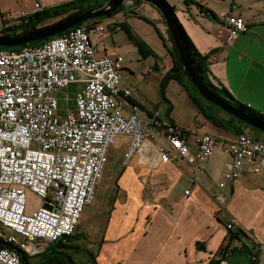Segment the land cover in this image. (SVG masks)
<instances>
[{
    "label": "built area",
    "instance_id": "2783aa9c",
    "mask_svg": "<svg viewBox=\"0 0 264 264\" xmlns=\"http://www.w3.org/2000/svg\"><path fill=\"white\" fill-rule=\"evenodd\" d=\"M34 9H42L37 1ZM27 15L3 13L0 8V37L5 28L19 25ZM221 22L227 40L247 29L238 15H226ZM106 35L104 24L88 20L36 46L0 48V264H21L20 253L7 245L31 257L46 244L73 235L82 210L94 200L117 137L127 138L124 166L140 151L150 152L153 143L156 164L181 158L197 168L213 154L215 139L209 134L197 135L191 152L166 118L157 113L138 117L140 105L130 100V90L119 88L122 58L96 53L91 37L101 41ZM71 84L80 88L72 107L65 99L68 105L59 117L55 94ZM155 137L164 138L167 148L156 144ZM223 150L230 160L219 189L245 171H264L263 141L239 134ZM27 191L43 200L30 214L26 213ZM225 227L234 230L231 222ZM226 250L225 245L220 256Z\"/></svg>",
    "mask_w": 264,
    "mask_h": 264
},
{
    "label": "crops",
    "instance_id": "0c3cea01",
    "mask_svg": "<svg viewBox=\"0 0 264 264\" xmlns=\"http://www.w3.org/2000/svg\"><path fill=\"white\" fill-rule=\"evenodd\" d=\"M30 1L29 5H20L19 14L35 12L34 1L45 8L71 0ZM165 1L175 8L176 17L195 48L208 55L211 83L224 88L236 103L264 114V0H251L249 3L222 0L229 4L224 10L207 3L205 7L216 18L194 4L187 7L183 0H179L177 5L172 0ZM193 2L202 4L201 0ZM3 7V0H0L1 12ZM122 10L124 19L118 18L120 13L97 19L106 26L108 35L101 41L91 37L96 53L112 58L120 56L124 62L117 49L111 45L108 47L105 41L108 38L112 40L118 32L114 26L126 24L153 53L146 59L140 56L136 59L138 64L152 63L147 74L140 76L154 78L159 86L173 65L160 37L166 35V25L159 12L146 3H133ZM230 14L241 16L247 23V29L227 40V28L221 20ZM160 48L164 52L157 50ZM156 53H162L163 59L160 60ZM122 62L119 64V88L130 90V100L140 105L138 117L146 119L157 113L178 130L186 131L189 134L182 138L191 152L196 149V135L207 133L215 139L214 150L207 162L197 168L181 158L166 164L153 163L154 143L150 152L140 151L129 165L121 163L122 171L114 182V203H106L107 209L114 211L111 223L102 235L97 232L95 253L87 251L95 263L88 256L80 264H251L252 255L256 257L254 262L260 264L259 247L263 242L259 241L250 224L260 223L261 233H264V220L261 221L264 216V171L260 174L245 171L241 178L225 181L219 189L225 163L230 160L223 148L235 139L234 135L216 130L206 121H196V125L185 130L171 112L166 117L167 105L160 100L159 87L156 100L148 99L131 79L135 76L133 63L122 65ZM122 76L126 78L123 82ZM161 104L163 106L160 107ZM126 144L127 138L117 137L109 154L113 147H117L118 154L122 156ZM187 190L190 193L184 196ZM229 222L234 224L230 247H242L244 253H235L220 260L223 256H220V251L230 237L225 227ZM250 235L256 239L254 243L257 246H251L253 239Z\"/></svg>",
    "mask_w": 264,
    "mask_h": 264
},
{
    "label": "rangeland",
    "instance_id": "374dc122",
    "mask_svg": "<svg viewBox=\"0 0 264 264\" xmlns=\"http://www.w3.org/2000/svg\"><path fill=\"white\" fill-rule=\"evenodd\" d=\"M172 1H174L176 5L177 3H180L179 0H172ZM221 1L222 0H201L202 5L204 6H206V4L208 3L210 6L216 5L220 10H224L228 8L229 4ZM240 1L242 3H247V2L249 3V1L251 0H240ZM230 2L231 0H229V3ZM3 3H4V7L2 8V12L4 13L11 12L14 15H18L20 12L19 11L20 5L21 4L29 5L31 4V1L3 0ZM122 11L118 12L120 14L115 13L113 15L118 14V18L124 19L125 14L122 13ZM112 40L108 38L105 42L107 43L108 47H110V45L112 47H115L117 49L116 52H118L123 57L124 62H122V65H126L130 62L133 63L132 66L135 76L131 79L134 82V84L138 86L137 89H139L148 99L156 100V95L159 87L157 80L155 81L154 78H147L140 76L141 74H147V71L150 68V64L152 63H148V64L144 62H140L139 64L136 63V59L139 57L138 52L136 48L133 47V44L130 42L125 32L118 30V32H116L115 35H113ZM157 50L163 51L161 48ZM156 54H157L156 56L160 58V60L163 59L164 55H162V53H156ZM123 80H126V78L123 77L122 82ZM79 88H80L79 84H71L68 88L56 92L55 97L58 100L59 117H62L64 115L65 108L68 105L65 99L69 100V107H72L73 106L72 99L74 97L75 92ZM188 89L190 91V94H194V89L189 84H188ZM165 96L172 106L171 113L173 114L177 122L184 125L185 130H188L187 128H192L194 124L196 125V121H200L201 123L206 121L210 123V125H212L216 130H220L222 132L228 133L229 135L232 134L234 135V137L236 136L232 132L222 128H218L211 123L210 117L217 118L225 122L229 119L228 114L219 110L217 107L209 104V102H207L205 99L201 100L200 102L201 104L199 107L194 105L189 99L187 93L185 92V89H183L178 83L170 82V84H168V86L165 89ZM161 106H163V104H161L160 107ZM246 132L252 136L251 132H249L248 130H246ZM155 140L157 143H160L165 149L167 148V144L164 142V138L155 137ZM111 151L112 152L109 154L108 163L105 166L104 172L102 174V178L95 187L94 200L91 203V205L85 206L84 210H82L80 219L78 221L79 225H77L79 227H77L73 233L74 236L75 234L77 236H75V238L73 237L70 241L67 242V245L72 246L71 248L75 246L79 247V249H74V248L67 249V253L70 255V257L72 258L75 264H80L81 262H83V260L85 261L86 257H88L87 251H91L95 253V249H94L95 241L97 240L99 231L101 232L102 235V233L107 229V227L111 223V216L113 215L114 211H112V209H107L108 206L106 203L109 202L110 205L111 203H114L115 200V193L113 192L114 182L119 177L122 171V166H121L122 156L118 154L119 152L117 151V147L116 148L113 147ZM42 203L43 200L41 198H39L32 192L27 191L26 213L30 214L36 211L42 205ZM263 220H264V216L262 217L261 221ZM250 226H252V230L257 235V238H259V241L263 242L262 246L259 247L260 248L259 252H261L260 264H264V233H261L260 223L258 224L252 223L250 224ZM6 233L12 235V233L9 231H6ZM229 233H233V231ZM252 237L250 235L251 239H253ZM19 239L21 238L19 237ZM255 240L256 239H253V242ZM228 243H229V239L227 244ZM36 255L31 257H35ZM242 256H244L247 259V256L245 255ZM33 259L34 261L36 260V258Z\"/></svg>",
    "mask_w": 264,
    "mask_h": 264
},
{
    "label": "trees",
    "instance_id": "16d2710c",
    "mask_svg": "<svg viewBox=\"0 0 264 264\" xmlns=\"http://www.w3.org/2000/svg\"><path fill=\"white\" fill-rule=\"evenodd\" d=\"M107 0H71L68 2H64L55 6L51 7H45L42 8L39 11H35L33 13H30L26 16V18L22 19V22L14 27H7L3 30L4 35L3 36H10V37H19L23 34H26L31 31H35L37 29H41L43 27H47L59 20H63L65 18H68L70 16H73L75 14L81 13L83 11L96 9L100 6H102ZM165 4V6L169 9L178 29L181 35V38L183 40V44L185 47V50L192 62L193 67L196 69L199 78L201 79L202 83L217 97L223 99L224 101L228 102L232 106L240 109L247 115L259 119L264 122V114L259 113L251 108L246 107L245 105H242L240 103H236L231 95L222 87H216L214 86L210 79H209V60L208 55L200 53L194 46L191 39L186 34L184 28L178 21L176 15H175V8L173 6H170L168 3H166L165 0H162ZM185 5L188 7L189 5H195L198 9L205 12L207 15H210L213 18H216L214 14L207 9L205 6H203L200 3L193 2V0H183ZM134 3H142L139 1H136ZM124 7H122L120 10H117L115 13H118L122 11ZM113 14L109 15L112 16ZM104 18V17H102ZM102 18H96L102 19ZM164 23V22H163ZM165 24V23H164ZM153 25V24H152ZM116 30H121L126 33L128 39L133 44L134 48H136L140 58L146 59L148 56H151L153 53L152 51L147 47L146 44H144L143 41H141L138 37L134 35V33L131 31V29L124 23H121L117 26H114ZM158 32V31H157ZM166 35H160L162 38V41L164 45L166 46L169 55L172 59V67L164 74V76L161 79L160 85H159V96L160 100L167 105L166 108V117H169L172 106L170 102L167 100L165 96V89L168 86L169 82L174 81L178 83L185 91L187 92V95L191 102L196 105L200 106L201 100L204 98L199 94L198 90L194 87V85L191 83L190 79L186 75L185 71L182 68V64L178 55L177 50L174 47L172 38L169 35V32L166 28L165 30ZM57 36L51 37L55 38ZM51 38H48L43 41H37V42H31L28 44H24L18 47H11V48H21L26 46H36L41 44L44 41H47ZM5 48V47H0ZM9 49V48H8ZM194 89V94H190V91L188 89V84ZM208 102V101H207ZM211 104V103H209ZM213 105V104H211ZM215 106V105H213ZM217 107V106H215ZM219 110H221L219 107H217ZM222 111V110H221ZM229 119L225 122H223L220 119L212 118L210 117L211 123L214 124L218 128L225 129L227 131L232 132L233 134H246L250 136L253 139L264 141V133L252 128L251 126L247 125L246 123L238 120L237 118L233 117L232 115H229ZM246 130L251 132L252 136L249 135ZM181 135H186L187 132L184 130H180ZM240 234L245 236L244 232L242 230H239ZM233 233H230L229 243L226 245L227 250L225 251L223 255V260L228 257L229 255L241 254L242 247L235 248L230 247L231 240ZM238 234V233H237ZM75 236H77L75 234ZM74 235L68 236L67 238H62L59 240H56L50 244H48L44 251L38 255V258L35 261H32L33 257H29L27 254L19 251L15 247L11 245H7L6 247L9 249H15L17 250L21 255V264H75L70 255L67 253V249H79L78 246H75L71 248L72 246L67 245V242L70 241ZM245 251V250H244ZM244 253V252H243ZM89 256V255H88ZM92 263L94 262V257L92 255L89 256ZM216 262V261H215ZM251 264H256L254 261H251Z\"/></svg>",
    "mask_w": 264,
    "mask_h": 264
},
{
    "label": "water",
    "instance_id": "95a60500",
    "mask_svg": "<svg viewBox=\"0 0 264 264\" xmlns=\"http://www.w3.org/2000/svg\"><path fill=\"white\" fill-rule=\"evenodd\" d=\"M139 1L146 3L155 8L161 15L166 28L172 38L175 49L178 52L182 68L190 79L191 83L198 90L199 94L209 103L219 107L226 114L232 115L238 120L246 123L254 129L264 133V122L253 118L240 109L232 106L223 99L213 94L201 81L196 69L193 67L192 62L185 50L183 40L181 38L179 29L169 11L162 0H107L102 6L83 11L63 20H59L47 27L28 32L19 37L2 36L0 37V47L11 48L18 47L31 42L43 41L48 38L58 36L63 32L77 26L78 24L96 18L107 17L117 10H120L126 2Z\"/></svg>",
    "mask_w": 264,
    "mask_h": 264
},
{
    "label": "clouds",
    "instance_id": "9594fccd",
    "mask_svg": "<svg viewBox=\"0 0 264 264\" xmlns=\"http://www.w3.org/2000/svg\"><path fill=\"white\" fill-rule=\"evenodd\" d=\"M134 2H136V1H133V3H134ZM125 6H127V5H124L123 7H125ZM91 20H93V19H91ZM87 21H88V20H87ZM95 21H97V20H95ZM113 29L116 30L115 27H114ZM247 107H249V106H247ZM179 131H180V130H179ZM187 134H189V133H187ZM187 134H186V135H187ZM201 134H203V133H201ZM204 134H207V133H204ZM197 135H199V134H197ZM237 135H239V134H237ZM237 135H236V136H237ZM183 136H185V135H183ZM183 136H182V137H183ZM210 136H211V135H210ZM236 136H235V138H236ZM263 142H264V141H263ZM227 242H228V241H227ZM252 242H253V241H252ZM226 245H227V244H226ZM223 247H224V246H223ZM222 249H223V248H222ZM222 258H223V256H222ZM222 258H221L220 260H222ZM251 261H252V260H251Z\"/></svg>",
    "mask_w": 264,
    "mask_h": 264
},
{
    "label": "bare ground",
    "instance_id": "6f19581e",
    "mask_svg": "<svg viewBox=\"0 0 264 264\" xmlns=\"http://www.w3.org/2000/svg\"><path fill=\"white\" fill-rule=\"evenodd\" d=\"M3 13H4V12H3ZM29 192H30V191H29ZM32 193H33V192H32ZM33 194H34V193H33ZM35 195H36V194H35ZM36 196H37V195H36ZM51 243H52V242H51ZM48 244H50V243H48ZM48 244H46L45 247H46ZM45 247L43 248V251H44ZM43 251H42V252H43ZM42 252H40V253H42ZM40 253H38V254H40Z\"/></svg>",
    "mask_w": 264,
    "mask_h": 264
}]
</instances>
